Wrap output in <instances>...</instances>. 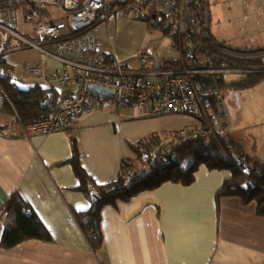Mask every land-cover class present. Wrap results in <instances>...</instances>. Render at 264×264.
<instances>
[{
	"label": "crops",
	"instance_id": "1",
	"mask_svg": "<svg viewBox=\"0 0 264 264\" xmlns=\"http://www.w3.org/2000/svg\"><path fill=\"white\" fill-rule=\"evenodd\" d=\"M128 20L120 22L113 14L96 25L100 52L113 51L116 58L139 71L132 57L136 52L151 50L165 62L172 59L170 40L159 28L148 30L150 23ZM8 54L17 56L15 51ZM28 78L26 83L37 77ZM129 109L107 110L95 104L91 113L75 123L64 121L61 129L49 134H27L16 120L10 122L0 112V236L2 218L14 193L31 205L51 236L49 241L29 239L1 251L0 264H264V216L257 214L255 204L242 205L234 196L222 197L216 205L214 195L229 171L209 170L204 165L198 167L190 185L166 181L128 201L105 205L100 213L103 243L92 251L74 216L90 205L78 187L74 163L98 184L124 176L123 158L133 161L131 172L140 169V158L128 147L123 131L149 116L136 111L130 116ZM189 120L174 126L170 135L181 127L200 128L196 119ZM151 131L140 132L135 141ZM229 135L233 141L237 138L232 132ZM235 142L248 154L243 142ZM93 188L89 186L90 191Z\"/></svg>",
	"mask_w": 264,
	"mask_h": 264
},
{
	"label": "built area",
	"instance_id": "2",
	"mask_svg": "<svg viewBox=\"0 0 264 264\" xmlns=\"http://www.w3.org/2000/svg\"><path fill=\"white\" fill-rule=\"evenodd\" d=\"M16 1L17 5L0 7V54L14 51L20 42L35 46L47 66L55 69L49 75L42 73L39 84L52 86L59 92L55 110L27 124V134L57 131L64 121L75 123L83 114L94 111L95 104L107 110L131 107L140 115L149 117L186 110L205 118L207 130L178 128L142 155V168L165 158L176 145L198 137L210 135L218 138L229 133V121L216 80L198 81L196 75L258 72L231 67L223 62L218 65V60L208 54L211 49H217L229 56H258V53L244 55L232 52L214 44L209 28V0ZM55 6H59L63 13L51 11V18L45 19L43 8L50 10ZM131 11H135L132 14L134 19H149L150 24L158 26L163 36L170 40L172 59L169 61L181 62L179 67L164 68L159 53L144 50L132 55L141 67L140 71L132 70L126 60L116 58L113 51H99L96 25L108 20L111 14H128ZM24 19L37 24L42 41L51 42L39 46L23 37L16 27ZM163 28L167 35H164ZM64 67L71 70L65 71ZM27 72L35 73L37 68H27ZM92 84L109 88L112 94L108 97L95 95L89 90ZM64 91L70 93L60 94ZM213 114L219 115V123L214 120ZM226 150L233 153L232 147ZM238 161L244 162L240 156Z\"/></svg>",
	"mask_w": 264,
	"mask_h": 264
},
{
	"label": "trees",
	"instance_id": "3",
	"mask_svg": "<svg viewBox=\"0 0 264 264\" xmlns=\"http://www.w3.org/2000/svg\"><path fill=\"white\" fill-rule=\"evenodd\" d=\"M17 3L16 0H0V7L17 5ZM16 30L35 45L44 46L51 42H44L39 38L37 24L30 20L24 19L16 27ZM163 31L164 35L168 34L164 28ZM63 37L56 41H60ZM212 40L214 44L225 47L232 52H241L244 55L264 51V47L239 49L231 45H225L223 42L214 40L213 36ZM14 51L17 56L37 55L41 57L38 60L28 58L23 61V63L29 64L27 68H37L35 73L28 72L29 76L37 77V82L40 80L42 73L49 75L55 71L52 67L47 66V62L43 60L41 54L39 55L35 46L20 42ZM208 54L218 60V65L223 62L231 67L254 69L258 72L248 73L246 78L233 82L226 81L223 74H216V76L196 75L195 79L198 81H210L214 78L219 88L223 86L245 88L256 84L264 77V72H262L264 59L260 55L256 57L229 56L217 49H211ZM8 56L7 52L0 54V112L11 114L10 116H13L16 122L25 128L27 124L37 121L43 115L55 110L56 98L59 92L52 86L41 84H34L24 89L18 88L10 81L13 76V67L7 59ZM180 65L181 62L179 61L167 60L162 63L164 68H177ZM69 93L64 91L60 94ZM174 113L192 115L193 118L199 120L200 129L207 130L208 128L205 118L201 115L186 110H177ZM1 128L2 126H0V131ZM160 142L153 136L145 137L140 139L137 144L131 145V150L135 151L137 158L141 160L144 153H147ZM71 143L74 146L75 139L73 137ZM227 147H232L233 153L227 152ZM239 156L244 160L243 163L238 161ZM75 157H77V153L74 147L73 162H75ZM133 165L131 159L123 158L120 166L121 174H124V176L105 184H98L83 171L79 164L74 163V170L79 179L77 181L78 187L86 193L90 200L89 207L75 211L74 216L79 226L84 230L86 240L92 251L99 250L103 243L100 231V213L105 205L115 204L118 200L128 201L139 192L154 189L166 181L184 186L190 185L194 181L195 172L200 165H204L209 170L229 171L228 177L223 180L214 195L216 205H218L220 198L234 196L240 200L242 205L255 204L257 214L264 216V162L243 153L241 146L233 141L228 133L222 134L218 138L210 135L198 137L193 141L176 145L172 147L165 158L155 161L148 167H140V169L131 172ZM90 185H94L95 189L93 188L90 191ZM2 220L3 230L0 236V252L8 250L25 240L40 239L49 241L51 238L42 220L31 208V205L22 199L18 193L11 195V201Z\"/></svg>",
	"mask_w": 264,
	"mask_h": 264
},
{
	"label": "rangeland",
	"instance_id": "4",
	"mask_svg": "<svg viewBox=\"0 0 264 264\" xmlns=\"http://www.w3.org/2000/svg\"><path fill=\"white\" fill-rule=\"evenodd\" d=\"M51 11L56 14L63 13V10L59 6H55L50 10L45 7L43 8V16L45 19L51 18L49 14ZM134 13L135 11H131L128 14L117 12L115 15L120 19V22L123 20L129 21L128 19H131L150 23L149 19H134L132 17ZM109 17H112V14ZM209 17L210 31L219 42L224 41L239 49L246 47L249 49H257L258 47L264 46V3L261 0H209ZM147 27H149L148 30L158 28V26ZM130 29L131 26L127 27L128 31ZM141 36L142 35H140V37ZM259 55L264 59V51H261ZM36 56L37 55H21L13 57L10 55L7 57L13 67V76L10 81L17 85L18 88L24 89L34 84H39L36 80L26 83V78L29 80V73L27 72L29 64L23 63L24 59L28 58L38 60L40 56ZM17 57H19L20 61V63H17L18 66H16ZM262 72H264V69H262ZM246 74L248 73H225L224 78L228 82H233L246 78ZM22 84L25 85L22 86ZM220 91L225 113L229 121V133L232 132L234 136H237V138L234 139L235 141L241 144L243 142L248 154H250L253 159H257L256 156H258V158L264 162V77L256 84L249 87L233 88L230 86H223L220 88ZM128 113L132 116L134 109H129ZM3 114L6 118L9 116L10 122L11 119L15 120L13 116H10L11 114ZM213 116L217 123L221 121L218 114H213ZM154 117L155 116H150L142 120H136L134 124L131 125L130 130L128 129L129 126L124 129L123 137L129 142L128 147L130 150L131 145L137 144L138 142L137 140L135 141V137L147 128H152L150 133H145L147 137L153 133L156 139L164 140L173 132L174 126L177 128L193 118L192 115L179 113L178 115L163 116L161 119H156ZM14 125L17 126L18 124L14 122ZM151 164H153V162Z\"/></svg>",
	"mask_w": 264,
	"mask_h": 264
},
{
	"label": "water",
	"instance_id": "5",
	"mask_svg": "<svg viewBox=\"0 0 264 264\" xmlns=\"http://www.w3.org/2000/svg\"><path fill=\"white\" fill-rule=\"evenodd\" d=\"M89 90L100 97H108L112 94V90L100 85H89Z\"/></svg>",
	"mask_w": 264,
	"mask_h": 264
},
{
	"label": "clouds",
	"instance_id": "6",
	"mask_svg": "<svg viewBox=\"0 0 264 264\" xmlns=\"http://www.w3.org/2000/svg\"><path fill=\"white\" fill-rule=\"evenodd\" d=\"M247 55H249V54H247Z\"/></svg>",
	"mask_w": 264,
	"mask_h": 264
}]
</instances>
